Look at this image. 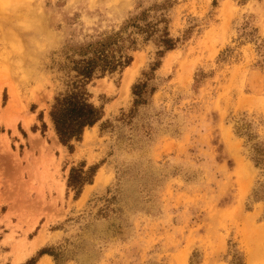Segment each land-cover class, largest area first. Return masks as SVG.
I'll return each instance as SVG.
<instances>
[{
    "label": "rangeland",
    "instance_id": "1",
    "mask_svg": "<svg viewBox=\"0 0 264 264\" xmlns=\"http://www.w3.org/2000/svg\"><path fill=\"white\" fill-rule=\"evenodd\" d=\"M0 264H264V0H0Z\"/></svg>",
    "mask_w": 264,
    "mask_h": 264
},
{
    "label": "trees",
    "instance_id": "2",
    "mask_svg": "<svg viewBox=\"0 0 264 264\" xmlns=\"http://www.w3.org/2000/svg\"><path fill=\"white\" fill-rule=\"evenodd\" d=\"M162 43L166 50L173 49L175 46L170 38H164ZM110 47V44L101 45L96 55L85 62L80 70L84 78L91 77L98 68L102 72L113 71L119 66H126L130 63L131 59L126 56L116 59L115 53H112L114 49L110 51ZM86 95L87 93L83 91L72 92L58 98L53 106L51 116L57 135L64 145L73 139H79L86 127L93 126L102 117L100 109L91 104ZM83 181L72 176L71 184H81Z\"/></svg>",
    "mask_w": 264,
    "mask_h": 264
},
{
    "label": "bare ground",
    "instance_id": "3",
    "mask_svg": "<svg viewBox=\"0 0 264 264\" xmlns=\"http://www.w3.org/2000/svg\"><path fill=\"white\" fill-rule=\"evenodd\" d=\"M129 73H131V72H129ZM132 74V73H131ZM130 80H131V77L128 75V77L126 78V85H127V87H128V85H129V83H130ZM12 103L13 102H10V104H9V107H11L12 106ZM25 123H27V122H25ZM27 126V125H26Z\"/></svg>",
    "mask_w": 264,
    "mask_h": 264
}]
</instances>
